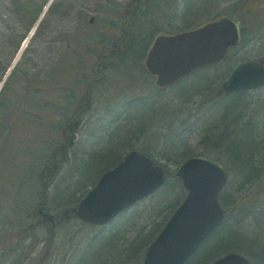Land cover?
Segmentation results:
<instances>
[{
	"label": "trees",
	"instance_id": "1",
	"mask_svg": "<svg viewBox=\"0 0 264 264\" xmlns=\"http://www.w3.org/2000/svg\"><path fill=\"white\" fill-rule=\"evenodd\" d=\"M261 1L263 0H147L143 4L144 7L137 12L133 11L127 17L126 13L122 16H113L106 23L98 25L96 23L93 26H89L86 22L88 29L86 33L78 34L67 40L68 47L59 60V66L55 68L56 71L50 74L59 83L56 85V89H60L58 94L51 89L53 85H47L49 79L41 80L26 87L22 103L17 105L16 110L18 113L22 112L25 125L27 123L30 130L41 129L30 142H35L37 139H42L43 142L38 150L32 152L35 160L29 162L30 165L35 162L34 173H38L40 176V184L36 189L37 199L33 202L32 200L25 202L26 198L23 195H28L27 192L31 188L30 171L26 166H23L24 162H21L20 156H16V148L25 139L27 131H21L24 135L21 139L14 137L12 139L15 153L9 162L13 172L15 202L12 208L13 217L7 219L12 224L14 234L22 229L19 236H24L25 241L28 231L42 219L38 213L35 214L36 208L43 204V198L40 197L43 191L40 169L43 170V174L47 167L51 166L52 158L56 153L62 158H67V154L63 156L61 150L64 142L59 143L58 141L63 137L62 130L73 118L75 107L84 101L83 96L95 77L94 68L101 54H109L105 59L104 80L113 76L116 81L124 80V83L132 86L136 82H141L143 78L146 82L150 80V87H153L154 78L145 66V58L154 38L163 32L170 33L194 28L224 15L231 16L241 23L242 35L237 47L230 50L224 61L198 69L190 76L168 87L172 89L171 94L167 93L169 98L173 94L176 95L173 100L169 99V102H165L158 99L154 103L150 102L147 106H144V101H141L128 111L113 115L124 117L127 124H123V126L118 124L114 128L115 122V124L107 123L106 125L110 124L109 127H106L104 122H102L103 126H98V124V127L96 126L93 130L92 135L94 136L89 143V148L83 150V155L78 161V163H86V165L85 169L78 171L81 176H77L75 187L76 190H83L84 183L90 180L92 175L95 176L99 170L97 164L104 165L99 170L101 172L117 165L121 160L123 150L129 149L132 144L126 146L127 144L122 142L127 138L134 140L135 136H143L146 126L154 121H163L169 126L170 129L166 136L163 137L162 134L156 132H152L153 135L146 134L144 142L133 148L142 150L170 169L168 167L170 162H161L159 157L167 160L179 148H183L185 130L192 125V119H197V125L200 124L201 128L205 130L202 138L205 148L201 153L176 154L177 157L175 156L176 160H174L176 165L179 166L185 159L192 156L203 155L229 166L227 168L231 175L232 172L235 173L236 176L227 183V186L234 184L240 188L260 179L264 173V120L260 119L258 114L264 99L252 98L250 91H238L230 95L222 94L213 103L204 105L205 98L197 101L195 96L199 95L198 98L208 96L207 93L214 89L215 82L223 83L239 63L248 60L240 58V51L253 38L258 37V34L250 33V31L251 25L257 26L262 21L260 18H264L261 5L260 9H256L255 5ZM224 2H230L229 6L222 8ZM112 11L124 13L120 7L112 9ZM175 17L181 18L183 26L173 27ZM168 22L172 26L165 29ZM124 29L126 30L124 31ZM112 48L115 49L114 55L110 54ZM41 91H45L44 93L48 97L43 93L38 101V94ZM49 94L52 95L49 96ZM149 106L154 110L150 115L151 122L141 124L138 121L141 108ZM122 120L121 122H123ZM113 134L121 135L117 136L116 140L107 141L108 137L111 138ZM161 147L162 150H160ZM63 152L66 153V150ZM76 165L73 168H76ZM91 165L95 169L91 168L90 171ZM24 169L28 170L23 172ZM89 174L91 175L89 176ZM177 185L184 190L183 196H185L186 190L181 178L170 177L165 185L151 196L157 203V206L152 208L153 212L157 211L162 214L165 208L168 211L181 203L183 196L174 197L172 200V194H175L179 189ZM3 191L7 193L6 189ZM74 191L75 189H70V193H66L60 190L53 199L50 201L48 199L52 203L51 205H58L57 203L62 200L68 201L66 196H72L69 200H73L66 205L64 210L56 211L51 208L50 213L62 214L67 208L74 209L81 200L74 201ZM19 195L22 200L20 199L18 202L16 197ZM221 202L227 210V220L225 218L185 264H209L230 251H238L247 255L252 260L251 264H264V243L254 237L255 235H248L243 229L248 207L240 208L239 215L230 221L231 215L228 214L235 209V205H230L232 203L230 195L222 192ZM162 206L164 207L161 208ZM48 207L50 208V205ZM147 208L150 209L151 204ZM172 213L167 215L163 221L161 220L162 222H154L148 231L147 229L143 230L138 239L131 240L126 248L122 246L116 251L111 250L114 239L106 238L104 233L97 235L84 251L85 254H83L81 262L77 264H142L150 243L160 233L162 225L167 222ZM125 214L126 212H123L118 218L124 217ZM74 218L79 220L78 217L74 216ZM256 219L263 224L264 210L256 214ZM48 222L52 224L50 221L43 220L44 225H47ZM261 223L260 225H262ZM3 224L8 223L4 220ZM111 225L112 223L100 227V229L101 231L106 230ZM123 247L125 249H122ZM133 258H137V260H133Z\"/></svg>",
	"mask_w": 264,
	"mask_h": 264
},
{
	"label": "rangeland",
	"instance_id": "2",
	"mask_svg": "<svg viewBox=\"0 0 264 264\" xmlns=\"http://www.w3.org/2000/svg\"><path fill=\"white\" fill-rule=\"evenodd\" d=\"M128 1L0 0V86L2 85V90L0 91V264H11L12 262L15 264H77L81 262L82 256L85 254L84 251L91 245L92 240L102 233H104L106 238L111 237L114 239L111 250L116 251L122 246L126 248L131 240L135 241V239H138L143 230L147 229L148 231L154 222L163 221L180 204H177L174 208L172 207L173 209L170 208L168 211L165 208L164 212L162 214L160 212L159 214L157 211H152V208L157 206L155 200L152 197H147L128 210L124 217L115 219L111 226H108L106 230L102 231L100 227L86 224L74 217L65 219L52 228L49 222L47 225L43 224V220H48L44 214L51 212V208L52 210L62 211L66 208V205L73 202V200H69L72 196H66L65 198L68 201L62 200L57 203L58 205H51L52 203L49 201L60 190L68 193L70 189H75L74 201L79 200L95 185L96 181L103 174L99 170L104 165L97 164L99 170L96 172V175H92L91 179L84 183L83 190H76L75 181L78 179L77 176H81L78 171L85 169L86 165V163L82 164L80 162L78 163V161L83 155V150L89 148V143L94 136L92 135L93 130L98 124V126H103L102 122L105 125L115 122L114 128L118 124L123 126V124H127L124 121V117H115L113 115L118 112L124 113V111H128L130 108H133V105H137L141 101H144L143 105L147 106L150 102L154 103L158 99L169 102V99L173 100L176 97L173 94L169 98V94L167 93L171 94V88L162 91L153 83V87H150V80L146 82L142 78L141 82H136L134 85L128 86V83H124V80L116 81L113 76H109L108 79H103L93 86L89 107L84 108L85 110L83 109L80 115L76 117L77 123H79L76 125L75 130L77 134L75 144L69 150L68 160L60 162L53 183L48 188L49 210L42 209L40 211L39 206L36 208L35 214L38 213L40 217L42 216V219L40 218L41 220L35 224L36 226L28 231L25 241L23 235V237L19 236L22 229L19 232L17 231V234H14L11 227L12 224L8 222V219L13 217L12 208L15 202L13 172L10 169L9 162L11 161L13 153H15L12 139L13 137L21 139L24 136L21 133L22 130L27 131V135L22 143L17 146L16 156H20V160L22 159L21 162H24L23 166H26L30 171L29 181L31 188L27 192L28 195H23L26 198L25 202L30 200L33 202L37 199L36 189L40 184L39 174L34 173L35 166L33 165L35 162H32V165L29 162L35 160L32 152L38 150L43 142L42 139L30 142L41 129L30 130L27 123L25 125L22 112L18 113V110H16L18 103L19 105L22 103L23 93L26 87H30L41 80L47 81L49 79L47 85H53L51 89L58 94L60 89H56V85L59 83L50 74L56 71L55 68L59 66V60L68 47L67 40L74 38L78 34L86 33L88 30L86 22L89 26H93L96 23L97 25L106 23L113 16L124 15ZM49 2H51L50 6H48ZM229 3L224 2L222 8L229 6ZM255 5L256 9H260L261 5L263 14L264 0ZM119 7L124 13L112 11V9ZM91 16L95 17L93 22H89ZM263 19L260 18L262 21L257 26H254L255 28L251 25L250 33L258 34V37L253 38L252 41L242 48L240 58L264 60ZM168 23L164 27L165 29L172 26L170 22ZM179 26H183V21L181 18L175 17L173 27ZM222 85L223 83L220 81L215 82L214 89L207 93L208 96L198 98L199 95H196L195 100L198 99L197 101H199L205 98L204 105L213 103L214 100L219 99L220 95H222L220 93ZM44 92L41 91L38 94V101H40ZM44 95L47 96L46 93ZM51 95L49 94V96ZM250 95L252 98L264 99V87L250 90ZM260 106L258 116L264 120V103ZM153 111V107L151 108V106L141 108L138 121L141 124H145L146 122L150 123V115H152ZM197 123V119H192V125L185 130L183 148H179L173 156L169 157L172 160L167 158V161L163 157H159L161 162H170L168 163V167L171 171L175 172L179 167L174 162L176 160V154L203 152L205 146L202 138L205 130L201 128L200 124L197 125ZM109 126L110 124L106 125V127ZM169 129V126L164 124L163 121H154L146 126L143 136H135L133 137L134 140H130L131 138L125 139L122 143H126V146L132 144L129 149L123 150L121 160L130 149L140 146L144 142L143 139L146 134L151 133L150 135H153L152 132H156L165 137ZM63 130V137L58 141L59 143L64 142L67 137L65 132L66 128ZM53 132L55 134V131ZM120 135L113 134L111 138L108 137L109 140L107 141L111 142L112 139ZM162 147L160 150H162ZM75 165L76 168H73ZM92 166H90V171L91 168L92 170L95 169ZM28 169H24L23 172H26ZM40 171L41 183L43 184V170L40 169ZM235 176V173L232 172L229 181H232ZM177 186L179 189L175 194H172V200L174 197L183 196L184 190L179 185ZM4 189L7 190V193H4ZM223 192L230 195L232 202L230 205H235V209L228 214L231 215L229 220L233 221L232 218L239 215L238 211L240 208L248 207L243 229L248 235H255L254 237L264 243V221L262 224L256 219V214L264 210V173L257 181H253L240 188L232 184L227 186ZM16 198L18 202L21 199L20 195ZM150 204L151 208L148 209L147 206ZM4 220L8 224H3ZM165 224L162 226L164 227ZM125 248L123 247L122 249ZM135 259L137 260V258ZM135 259L133 258V260Z\"/></svg>",
	"mask_w": 264,
	"mask_h": 264
},
{
	"label": "water",
	"instance_id": "3",
	"mask_svg": "<svg viewBox=\"0 0 264 264\" xmlns=\"http://www.w3.org/2000/svg\"><path fill=\"white\" fill-rule=\"evenodd\" d=\"M93 20L91 18L90 22ZM239 39V26L228 16L196 28L161 34L148 51L146 66L156 76V83L166 87L201 67L221 62L229 49L239 43ZM262 86L264 61L249 60L234 69L220 93L231 94ZM76 124L77 120L70 124L69 145L75 142L73 128ZM65 147L67 143L62 150ZM57 167L58 164H55L54 168ZM54 170L51 166L47 168L45 179L48 182H44L43 192L52 182ZM170 175L169 170L148 155L132 150L118 165L104 172L78 206L70 211L88 223L106 224L137 201L156 192ZM176 175L182 178L188 189L187 196L150 244L143 264H185L224 219L225 211L219 197L229 175L222 164L195 156L182 163ZM42 195L47 204L46 196ZM42 209L47 210V207ZM68 212L65 211L64 216ZM44 215L48 219H60V214ZM211 264H250V259L230 252Z\"/></svg>",
	"mask_w": 264,
	"mask_h": 264
},
{
	"label": "flooded vegetation",
	"instance_id": "4",
	"mask_svg": "<svg viewBox=\"0 0 264 264\" xmlns=\"http://www.w3.org/2000/svg\"><path fill=\"white\" fill-rule=\"evenodd\" d=\"M131 1V0H130ZM145 2H147V0H133L130 4H128V10H129V12L130 11H133V9H140V8H142V7H144V3ZM66 132V135H67V137L69 136V130H67V131H65ZM69 138V137H68Z\"/></svg>",
	"mask_w": 264,
	"mask_h": 264
},
{
	"label": "bare ground",
	"instance_id": "5",
	"mask_svg": "<svg viewBox=\"0 0 264 264\" xmlns=\"http://www.w3.org/2000/svg\"><path fill=\"white\" fill-rule=\"evenodd\" d=\"M192 256V255H191ZM191 256L189 258H191ZM189 260V259H188Z\"/></svg>",
	"mask_w": 264,
	"mask_h": 264
},
{
	"label": "snow or ice",
	"instance_id": "6",
	"mask_svg": "<svg viewBox=\"0 0 264 264\" xmlns=\"http://www.w3.org/2000/svg\"><path fill=\"white\" fill-rule=\"evenodd\" d=\"M243 71V70H242Z\"/></svg>",
	"mask_w": 264,
	"mask_h": 264
}]
</instances>
